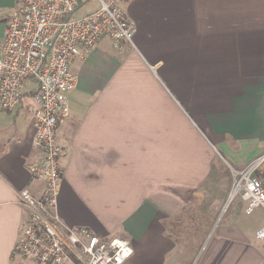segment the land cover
I'll use <instances>...</instances> for the list:
<instances>
[{
    "label": "crops",
    "instance_id": "obj_1",
    "mask_svg": "<svg viewBox=\"0 0 264 264\" xmlns=\"http://www.w3.org/2000/svg\"><path fill=\"white\" fill-rule=\"evenodd\" d=\"M122 5L137 26L134 45L103 38L71 63L79 85L58 130L68 149L61 218L130 238L127 264H264V211L246 214L237 197L217 214L229 195L214 165L241 169L264 152V0ZM17 7L0 0V45ZM34 108L32 97L0 112V264H34L14 254L29 217L18 192L43 186L28 170L40 153ZM255 213V225L244 219Z\"/></svg>",
    "mask_w": 264,
    "mask_h": 264
},
{
    "label": "built area",
    "instance_id": "obj_2",
    "mask_svg": "<svg viewBox=\"0 0 264 264\" xmlns=\"http://www.w3.org/2000/svg\"><path fill=\"white\" fill-rule=\"evenodd\" d=\"M97 7L82 17L89 2ZM17 11L7 20L0 45V112H10L23 100L28 82L36 90L32 123L40 153L28 164L32 179L43 183L39 194L24 188L19 203L29 210L20 227L14 254L34 264H127L134 253L130 238L103 237L86 226H70L58 210L62 181L61 159L68 154L58 130L70 116L68 92L79 85L71 63L85 58L103 38L116 49L134 45L135 22L123 0H16ZM264 152L243 168L231 167L234 182L229 201L240 196L246 214L264 211L261 177ZM264 240V225L256 232Z\"/></svg>",
    "mask_w": 264,
    "mask_h": 264
},
{
    "label": "rangeland",
    "instance_id": "obj_3",
    "mask_svg": "<svg viewBox=\"0 0 264 264\" xmlns=\"http://www.w3.org/2000/svg\"><path fill=\"white\" fill-rule=\"evenodd\" d=\"M97 7V2H95V1H92V2H89L88 4H85V5H83L80 9H79V11L77 12V14H76V17H82V16H85L86 14H88L90 11H92L93 9H95ZM99 43V45H100V43H101V40L98 42ZM97 43V44H98ZM96 44V45H97ZM95 45V46H96ZM94 46V47H95ZM93 47V48H94ZM92 48V49H93ZM217 156V155H216ZM216 164V166H218V165H221L222 166V169H221V167H220V170H219V173L217 174V179L216 180H218L219 182H220V184H223V186L224 187H228L227 188V192H225V190L224 189H222L221 191H222V193L223 194H228L229 196H230V192H231V189H232V184H233V182H234V175H233V173H232V170H231V168L229 167V164H227V163H224V161L222 160V159H219V161H216V162H214V165ZM263 170H264V168H263ZM262 170V171H263ZM219 191V190H218ZM220 192V191H219ZM229 196H228V199H229ZM240 196H238V198H239ZM237 197H235L233 200H235ZM232 200V201H233ZM228 202H226L227 204L225 205V207L224 206H222V208H221V211L220 212H218L217 214H223V216H222V218L225 216V214L227 213V209H229V208H231V204L233 203H231V201H229V200H227ZM224 207V208H223ZM226 212V213H225ZM221 214V215H222ZM229 214V213H228ZM257 214L258 213H255L254 215H252V216H247V217H245L244 219H246V220H248V222H250V223H253V225H255L256 223H255V221L257 220ZM209 215V220H208V222H206L205 224H207V223H211V221H212V218H213V216H215V214H213V213H209L208 214ZM207 218V217H206ZM259 251L261 252V253H263L264 254V251H261L260 249H259Z\"/></svg>",
    "mask_w": 264,
    "mask_h": 264
},
{
    "label": "trees",
    "instance_id": "obj_4",
    "mask_svg": "<svg viewBox=\"0 0 264 264\" xmlns=\"http://www.w3.org/2000/svg\"><path fill=\"white\" fill-rule=\"evenodd\" d=\"M36 90L35 89H28L26 88L25 91H24V94H23V99L25 98H32L35 94ZM261 177L263 179V185H264V170L262 171L261 173Z\"/></svg>",
    "mask_w": 264,
    "mask_h": 264
}]
</instances>
